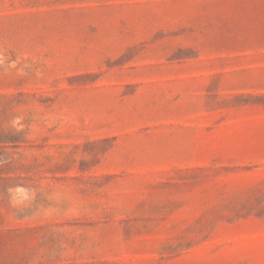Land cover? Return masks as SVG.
I'll return each instance as SVG.
<instances>
[{
    "label": "rangeland",
    "instance_id": "1",
    "mask_svg": "<svg viewBox=\"0 0 264 264\" xmlns=\"http://www.w3.org/2000/svg\"><path fill=\"white\" fill-rule=\"evenodd\" d=\"M0 264H264V0H0Z\"/></svg>",
    "mask_w": 264,
    "mask_h": 264
}]
</instances>
